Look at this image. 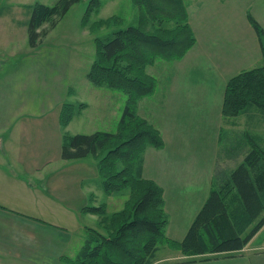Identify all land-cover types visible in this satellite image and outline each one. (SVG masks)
I'll list each match as a JSON object with an SVG mask.
<instances>
[{
  "label": "trees",
  "instance_id": "trees-1",
  "mask_svg": "<svg viewBox=\"0 0 264 264\" xmlns=\"http://www.w3.org/2000/svg\"><path fill=\"white\" fill-rule=\"evenodd\" d=\"M81 0H56L52 5L36 2L29 8L28 43L36 47L74 4ZM139 9L136 24L117 27L107 38H97V51L87 72L95 86H106L126 95V104L115 132L94 131L62 136L60 157L76 159L92 154L105 194L127 191L123 206L106 212V205L86 206L98 217V226L87 228L86 237L72 264H175L209 258L242 249L264 224V146L262 137L243 134L249 149L229 171L216 167L215 179L184 237L166 236L167 214L162 188L143 177L147 147L162 148L159 130L136 113L137 102L151 95L156 77L147 67L184 57L196 42L183 0H132ZM101 0H89L84 20L100 9ZM261 45L263 62L243 69L226 81L221 111L227 119L245 116L264 118V28L247 14ZM118 15L99 18L98 26L119 23ZM47 24L46 26H43ZM80 106V105H79ZM74 105L60 110L61 125H67ZM223 143L219 149L222 150ZM227 139V138H226ZM241 152L240 144L231 142ZM229 139H227V146ZM173 245L181 254L174 262H157L160 246Z\"/></svg>",
  "mask_w": 264,
  "mask_h": 264
},
{
  "label": "crops",
  "instance_id": "crops-1",
  "mask_svg": "<svg viewBox=\"0 0 264 264\" xmlns=\"http://www.w3.org/2000/svg\"><path fill=\"white\" fill-rule=\"evenodd\" d=\"M183 1L196 42L177 61L181 65H175V62L172 64L176 68V74L173 71L167 72L164 81L159 83L163 80L160 77L157 85L159 94L166 99L163 100L164 103L175 102L170 107L172 111L169 114L178 111L176 103L183 104L180 109L187 108L188 103L194 102L193 108L202 103L201 118L206 123L199 132L200 146H194V137L186 139L187 150L192 152L182 161L186 168L184 173H187L186 184H183V178L177 172V161L169 156L163 157L165 153L160 152L171 148L166 142L161 149L146 148L142 171L143 177L153 180L163 190L164 209L167 214L165 234L173 240L184 237L196 213L207 199L215 179L216 167L227 172L242 161V152L250 146L241 136V132L255 136V141L258 136L262 137L260 143L264 146V132L257 131V125L264 120L263 117L254 116L249 119L242 115L232 120L225 118L221 111L223 91L228 78L263 62L260 41L247 14L250 13L264 28V0ZM8 3L10 6L5 9L4 3H0V264H50L51 261L52 264H60L61 258L65 264H72L78 253H73L72 257L63 255L72 240L69 229L65 225H52L48 219L41 218L43 214L50 212L59 213L66 218L72 207L54 199L58 197L51 191L46 176L50 172L49 160L37 166L36 161H32L34 154L29 157L27 153H33L35 148L30 119L40 123L46 115L56 118L53 121L54 128L49 127L45 131L49 135L55 132V136L62 134L61 126L65 128L71 120L67 125H61L56 112L51 114L43 108L34 111L41 103V97L34 95V81L48 76L41 72L50 64H13L8 61L7 58L17 56L20 51L34 55L40 48H20L17 43V34L21 31L22 42L19 45H25L24 31L29 17L30 0H8ZM232 54L236 56V60H229L228 56ZM243 57L246 60L242 62ZM177 81L184 86L186 95L188 88L190 92L200 96V102H188L184 97L179 98L182 91L175 94L174 90V83ZM66 103H72L74 108L81 110L86 108L81 99L75 103ZM223 134L229 139V145L230 140L240 144L241 152L233 150L231 153L230 147V156L227 158L223 150L219 149L223 143ZM56 142H60L61 147L62 139L55 138L54 143ZM193 150H202L201 156L196 154L195 158ZM56 157L58 163L64 164V159L60 157V148ZM100 187L105 193L101 182ZM91 192L92 190L87 195ZM86 202L77 205V212L84 211L97 222V215L84 209L92 206ZM71 216L76 220V214ZM90 227L84 225V234ZM176 251L170 257H156L157 262H174L181 258L180 252ZM175 264H264V224L238 251Z\"/></svg>",
  "mask_w": 264,
  "mask_h": 264
},
{
  "label": "rangeland",
  "instance_id": "rangeland-1",
  "mask_svg": "<svg viewBox=\"0 0 264 264\" xmlns=\"http://www.w3.org/2000/svg\"><path fill=\"white\" fill-rule=\"evenodd\" d=\"M36 2L52 5L56 0H30L29 7ZM0 3H4L3 9L10 6L8 0H0ZM88 4L89 0H81L71 6L36 46L40 48L38 51H35L34 55L20 51L17 56L7 58L13 64H30L31 62L34 64H50V66L44 67L41 72L48 74V76L45 79L41 78L34 81V95L41 97V103L38 104V108H34V111L43 108L44 111L47 109L46 111H49L51 114L56 112L55 115H58L63 103L69 101L75 103L81 99L86 104V108L83 110L75 107L71 122L65 128L61 126L60 132L62 134L58 133V136H55V132H51L50 135L45 132L49 127L51 129L54 128L53 121H56V118L46 115L45 119L40 123L32 122V119H30L33 129L32 143L35 144V148L33 153L27 151L28 156L30 157L31 154H34L32 161H36L35 164L37 166L49 160L50 172L46 176L49 179L51 191L58 197L54 199L63 202L66 206L72 207L71 210L69 209L70 213L66 218L59 213L52 212L43 214L41 218L48 219L52 225H65L69 229L72 240L63 255L70 257L74 256L73 253H78L80 246L83 244L84 235H86V232L84 234V225L86 224L91 227L98 226L96 224L98 222L89 214L84 211L81 212V210L78 213L77 205L85 203L86 200L88 201L86 202L88 205L95 203L97 205L105 204L106 212L112 213L123 206L127 197V191L122 194H112L111 196L102 192L99 182L101 181V177L96 166V159L92 154L82 158L64 159V164L58 163L56 157L59 153L60 142L54 143L55 138L62 139V135L65 132L66 134L90 133L95 130L115 132L126 104V95L124 93L106 86L93 85L87 78L86 73L97 51L96 39L107 38L119 26L136 24L139 9L132 0H101L100 9L96 12L94 11L83 21ZM100 14L102 17L118 15L122 17V21L98 26L96 22L101 18ZM24 35L26 39L25 45H19V42H22V33L21 31L18 32V46L20 48H30L27 27ZM228 57L229 60L237 59L233 54ZM245 60L243 57L241 61ZM174 62L175 65H181V63L177 64V61L169 63L156 62L147 67V72L154 75L156 80L163 78L159 83L163 82L167 72L173 71L176 74V68L172 67ZM194 75V77L197 76L196 73ZM191 76L193 77V73H191ZM174 84L175 94L179 90L182 91L179 93V98L184 97L188 102H200L201 97L190 92L188 88L186 95V90H184V86L180 82L177 81ZM163 100L166 99L159 94V85L156 84L151 95L137 102L136 113L155 126L161 133L163 142H166L167 146L171 147L168 151L160 150V152L165 153L163 157L169 156L172 160L177 161V172H179V177L183 178V184H186L187 173H184L186 168L182 161L189 153H192L187 150L186 142L188 141L186 139L194 137V146L195 144L200 146L201 133L199 132H201L202 126L206 123L201 118L203 104L198 103L193 108L194 102L193 104L188 103L187 108L180 109V106H183V104L176 103L177 107H179L178 111H173V113L169 114L172 111L170 107L175 102L164 103ZM193 115L197 117H191ZM36 118L38 119V117ZM187 131L188 133L186 134ZM257 131L264 132V120L258 123ZM227 136L228 133H226ZM32 143L31 145H33ZM185 143L186 148L183 147ZM225 146H227V139L224 137L223 148ZM162 148H164V145ZM223 148L222 152L229 158L230 145L226 147L227 152ZM201 151L193 150L195 158L196 154L201 156ZM90 190L92 192L87 195ZM92 194L93 196H91ZM73 214L77 215L76 220L71 216ZM175 253H177L176 248L173 245L166 244V246L159 247L156 251V257H170ZM65 263L61 258L60 264ZM50 264H52V261Z\"/></svg>",
  "mask_w": 264,
  "mask_h": 264
}]
</instances>
